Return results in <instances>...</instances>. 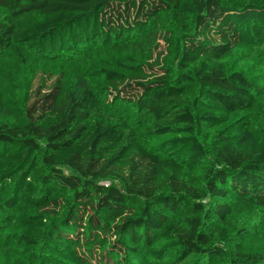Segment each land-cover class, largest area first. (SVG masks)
Wrapping results in <instances>:
<instances>
[{
	"label": "trees",
	"instance_id": "1",
	"mask_svg": "<svg viewBox=\"0 0 264 264\" xmlns=\"http://www.w3.org/2000/svg\"><path fill=\"white\" fill-rule=\"evenodd\" d=\"M0 264H264V0H0Z\"/></svg>",
	"mask_w": 264,
	"mask_h": 264
},
{
	"label": "rangeland",
	"instance_id": "2",
	"mask_svg": "<svg viewBox=\"0 0 264 264\" xmlns=\"http://www.w3.org/2000/svg\"><path fill=\"white\" fill-rule=\"evenodd\" d=\"M159 42H160V44H161V49H163L164 46H165V42H164V40L161 38V39L159 40Z\"/></svg>",
	"mask_w": 264,
	"mask_h": 264
}]
</instances>
